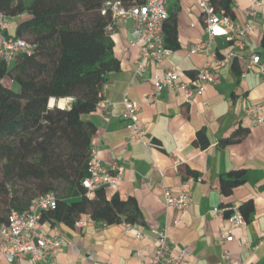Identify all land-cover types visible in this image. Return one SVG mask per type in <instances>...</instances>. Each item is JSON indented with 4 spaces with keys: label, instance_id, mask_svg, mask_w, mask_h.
<instances>
[{
    "label": "crops",
    "instance_id": "1",
    "mask_svg": "<svg viewBox=\"0 0 264 264\" xmlns=\"http://www.w3.org/2000/svg\"><path fill=\"white\" fill-rule=\"evenodd\" d=\"M171 1V2H170ZM264 3V0H259ZM253 0H232L231 18L243 24L248 21L245 10ZM169 14L176 18L178 48L159 67L153 62L142 73H134L138 47L128 44L132 23L117 22L109 31L113 54L119 70L111 73L101 97L112 104L110 115L99 109L85 115L95 132L91 147L105 164L122 163V180L114 188H106L108 196L117 194L121 200L132 199L140 213L136 229L124 230L122 223L104 225L82 215L74 227L61 222L50 226L40 223L45 235L58 237L63 247L51 261L37 264H149L154 250L151 229L166 227L173 254L186 250L184 264H264V124L255 125L245 115V108L264 102V78L248 69L247 56L258 54L264 60V6L257 9L253 31L244 39V49L235 59L219 69V80L206 85L193 101H186L182 92L163 91L153 101V76L160 71L178 69L180 81H190L195 72L211 62L204 54L192 53L189 47L206 41L201 13L194 0H169ZM24 16L7 20L6 34L14 36ZM216 59L231 49L226 40L217 38L211 44ZM140 106L137 123L145 132L141 140L131 138L121 119L122 99ZM57 101V100H55ZM67 105L70 99H65ZM236 131L244 133L230 141ZM205 136L207 145H197V134ZM180 170V171H179ZM243 170L242 182L224 195L221 179H229L232 171ZM189 177L200 183L190 186L192 201L184 212L166 209L161 188H169L174 196ZM248 203L243 217L239 208ZM229 205L233 214L243 221L228 234L225 215L213 217L214 208ZM221 233L229 236L221 240ZM229 253L224 261L222 251ZM0 264H8L0 256ZM22 264H31L25 259Z\"/></svg>",
    "mask_w": 264,
    "mask_h": 264
},
{
    "label": "trees",
    "instance_id": "2",
    "mask_svg": "<svg viewBox=\"0 0 264 264\" xmlns=\"http://www.w3.org/2000/svg\"><path fill=\"white\" fill-rule=\"evenodd\" d=\"M105 1L0 0V12L7 20L24 16L13 37L35 45L31 55L10 65L0 60V172L5 176L0 177V222L11 210H28L35 197L60 188L55 209L42 212L41 222L74 227L80 216L89 215L107 226L140 224L132 199L108 196L102 188L89 198L80 184L95 132L83 117L96 111L109 75L120 67L109 33L113 24L109 15L101 14ZM119 1L129 6L145 0ZM209 1L217 12L231 18L232 0ZM164 42L169 50L178 48L174 14L164 24ZM51 98L71 102L65 109L49 108ZM243 135L236 131L229 140ZM196 142L201 148L207 145L201 133ZM243 174V170L232 171L229 179H221V192L230 194ZM13 181L24 184L22 194L34 191L36 195L21 206ZM222 208L227 218L233 214L229 205ZM248 208V203L239 208L243 217Z\"/></svg>",
    "mask_w": 264,
    "mask_h": 264
},
{
    "label": "built area",
    "instance_id": "3",
    "mask_svg": "<svg viewBox=\"0 0 264 264\" xmlns=\"http://www.w3.org/2000/svg\"><path fill=\"white\" fill-rule=\"evenodd\" d=\"M169 0H145L141 4L124 5L119 0H108L102 4V15H109L112 24L129 21L132 27L129 29L128 44L138 47V59L135 62L134 73H142L146 65L153 62L161 66L169 57L171 51L165 46L164 24L169 17L167 4ZM201 13V19L206 34V41L189 47L192 53L204 54L211 62L205 63L188 82L180 81L181 71L178 69L160 71L153 76L154 93L146 101L151 102L163 91H181L185 100L190 102L197 95L203 93L206 85L217 83L219 69L227 66L235 59H242L238 52L243 51V39L253 31V19L257 9L264 6L259 0H253L252 6L245 10L248 21L240 24L229 16L215 10L209 0H194ZM113 27V26H112ZM109 31L111 30V28ZM7 17L0 12V60L6 65L14 63L19 57L29 56L33 53L35 45L21 38H14L6 34ZM221 38L231 44V49L221 59H216L211 49L213 40ZM248 59V69H254L264 78V60L258 54H251ZM121 119L131 134V138L141 140L145 135L139 127L138 112L140 106L129 100L126 93L122 99ZM112 104L101 99L97 109L105 115H110ZM245 115L255 125L264 124V102L245 108ZM124 166L122 163H103L97 156L95 149L91 148L90 156L85 168V176L80 184L86 190V195L91 198L97 189L116 187L122 180ZM199 177L185 179L181 191L174 196L169 188H161L163 205L166 209L184 212L188 209L192 197L190 186L200 183ZM57 197L54 192H49L35 197L28 210H11L4 222H0V256L4 257L8 264H22L27 259L31 264L41 261H51L56 253L63 247V241L54 236L45 235L40 230L41 213L55 209ZM213 217L222 216L223 208H214ZM91 221L93 220L89 215ZM228 234L232 228L243 221L239 214H232L229 218ZM104 224V223H103ZM124 230L136 229V236H141L137 226L122 223ZM105 225V224H104ZM153 235L154 250L149 264H184L189 253L181 250L173 254L167 235L166 227L151 229ZM221 233V240L229 239ZM259 243H264V235ZM224 261L229 259V253L222 251Z\"/></svg>",
    "mask_w": 264,
    "mask_h": 264
},
{
    "label": "rangeland",
    "instance_id": "4",
    "mask_svg": "<svg viewBox=\"0 0 264 264\" xmlns=\"http://www.w3.org/2000/svg\"><path fill=\"white\" fill-rule=\"evenodd\" d=\"M171 2V1H170ZM29 37H26V39H28ZM37 59V58H36ZM13 88L15 89V90H17V88H16V86H13ZM67 101H65V99H59V100H57V101H55V104H54V106L53 107H58V108H60V109H65L66 108V105H67ZM52 107V108H53ZM5 177L3 174H2V172H0V177ZM12 184H15L16 185V187H15V189L16 190H18V197L21 199V201H22V204H21V206L25 203V201L27 200V199H29V198H31L32 196H34V195H36V193L34 192H28L27 194H22V189H23V185L24 184H22V183H19V182H16V181H13V182H11ZM30 189H33L32 187H30ZM60 189V188H59ZM59 189H55L54 190V193L57 195V196H59L60 195V190ZM32 191V190H31ZM25 206V205H24ZM23 206V207H24Z\"/></svg>",
    "mask_w": 264,
    "mask_h": 264
},
{
    "label": "bare ground",
    "instance_id": "5",
    "mask_svg": "<svg viewBox=\"0 0 264 264\" xmlns=\"http://www.w3.org/2000/svg\"><path fill=\"white\" fill-rule=\"evenodd\" d=\"M49 103H50L49 108H52L54 106V104H55V99H51Z\"/></svg>",
    "mask_w": 264,
    "mask_h": 264
},
{
    "label": "water",
    "instance_id": "6",
    "mask_svg": "<svg viewBox=\"0 0 264 264\" xmlns=\"http://www.w3.org/2000/svg\"><path fill=\"white\" fill-rule=\"evenodd\" d=\"M51 99H52V98H51ZM51 99H50V100H51ZM50 100L48 101V107L50 106V103H49V102H50Z\"/></svg>",
    "mask_w": 264,
    "mask_h": 264
}]
</instances>
